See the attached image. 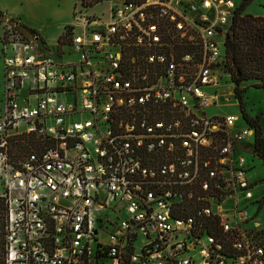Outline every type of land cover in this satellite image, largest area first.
I'll list each match as a JSON object with an SVG mask.
<instances>
[{
    "label": "built area",
    "instance_id": "built-area-1",
    "mask_svg": "<svg viewBox=\"0 0 264 264\" xmlns=\"http://www.w3.org/2000/svg\"><path fill=\"white\" fill-rule=\"evenodd\" d=\"M236 7L120 0L54 50L2 22L4 264H264L239 205L255 129L207 113L230 101Z\"/></svg>",
    "mask_w": 264,
    "mask_h": 264
},
{
    "label": "rangeland",
    "instance_id": "rangeland-1",
    "mask_svg": "<svg viewBox=\"0 0 264 264\" xmlns=\"http://www.w3.org/2000/svg\"><path fill=\"white\" fill-rule=\"evenodd\" d=\"M4 1L9 2V0ZM29 1L32 7L36 6L38 8L36 10L40 9L39 11L33 10L35 15L41 11L44 13V18L47 15L45 18L47 20L43 21L47 26L45 29H42L41 35L46 38L49 47L54 50L56 48L54 42L62 34L64 27L74 25V15L76 13L79 12L86 15L94 14L95 16L104 13L106 17L111 4L117 3L120 0H102L100 3L90 7H84L82 0H57L59 3L57 2L54 5L47 0H25V2ZM234 1L238 6L243 0ZM244 13L254 16H264V0H251L244 10ZM2 35L3 24L0 21V109L2 108V101L4 99V47L1 43ZM222 81L223 83L226 81L224 90L230 101L228 103L222 102L223 106L208 108V115L237 116L236 122L238 124L243 127H249V124L246 123L242 116L239 100L234 95L235 85L230 81L229 77H226ZM240 88L243 90V102L247 113L252 117L260 118L262 137L264 138V89L253 87V81H243L240 84ZM217 90V88H214L208 91L214 93ZM229 93L232 95H229ZM248 160L251 162L252 167L248 171L247 176L255 184V187L251 191L241 195L239 205L246 207L248 214L264 226V162L257 153L249 154ZM2 258L3 253H0V260Z\"/></svg>",
    "mask_w": 264,
    "mask_h": 264
},
{
    "label": "trees",
    "instance_id": "trees-1",
    "mask_svg": "<svg viewBox=\"0 0 264 264\" xmlns=\"http://www.w3.org/2000/svg\"><path fill=\"white\" fill-rule=\"evenodd\" d=\"M101 1L82 0V5L90 7ZM250 1L243 0L236 7L225 47L229 59L231 82L235 85L234 95L239 100L244 120L255 129V151L264 162V138L262 137L260 118L252 117L247 113L243 102V90L240 88L243 81H253V87L264 89V16L244 13ZM5 214V201L0 198V253H3L0 264H4Z\"/></svg>",
    "mask_w": 264,
    "mask_h": 264
},
{
    "label": "crops",
    "instance_id": "crops-1",
    "mask_svg": "<svg viewBox=\"0 0 264 264\" xmlns=\"http://www.w3.org/2000/svg\"><path fill=\"white\" fill-rule=\"evenodd\" d=\"M47 1L50 2L52 5H54L55 3L57 4L58 2L57 0H47ZM25 5L27 6L25 7ZM36 9L38 8L36 6L32 7L30 1L25 2V0H9V2H6L4 0H0V11L2 12L1 22H3L5 19H16L20 21V23L24 26L25 29L31 32H37L41 35L42 29H45L47 26L43 23V21L47 20L45 19L47 15L44 18V13L42 11L39 12L37 15H35L33 10L35 11L40 10V9L39 10ZM41 37L43 38L44 41L47 42L46 38H44L42 35ZM252 143L253 141L250 142L251 146Z\"/></svg>",
    "mask_w": 264,
    "mask_h": 264
}]
</instances>
